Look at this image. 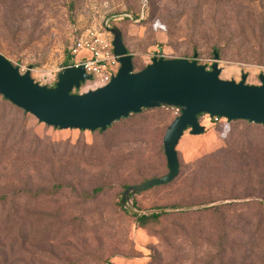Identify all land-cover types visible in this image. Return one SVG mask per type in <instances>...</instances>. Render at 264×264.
<instances>
[{
	"label": "rangeland",
	"instance_id": "rangeland-1",
	"mask_svg": "<svg viewBox=\"0 0 264 264\" xmlns=\"http://www.w3.org/2000/svg\"><path fill=\"white\" fill-rule=\"evenodd\" d=\"M247 27L264 30V0H0V53L50 88L92 28L112 39L109 29L119 28L135 71L155 57L212 69L220 49L221 79L246 74L259 85L264 37L242 36ZM96 85L95 77L73 93ZM4 106L0 195L31 202L30 192L44 193L0 208V264H264V127L200 115L205 133L188 129L176 147L179 176L123 203L129 186L168 173L163 140L173 109L145 110L101 132L62 130ZM153 213L162 215L141 227L136 214Z\"/></svg>",
	"mask_w": 264,
	"mask_h": 264
},
{
	"label": "water",
	"instance_id": "water-1",
	"mask_svg": "<svg viewBox=\"0 0 264 264\" xmlns=\"http://www.w3.org/2000/svg\"><path fill=\"white\" fill-rule=\"evenodd\" d=\"M109 31L120 68L107 85L82 94L73 93L92 79L81 65L66 67L59 73L56 86L50 88L36 82L30 71L21 73L0 53V95L40 122L62 130L104 131L143 109L181 108V115L169 126L163 140L168 173L129 186L123 195L124 203L131 194L168 184L179 176L181 165L176 147L188 129L192 135L205 133L200 115L264 125V74L259 76V85L247 84L246 74L239 82L221 79L217 53L212 69L196 60L155 57L145 68L135 71L122 31Z\"/></svg>",
	"mask_w": 264,
	"mask_h": 264
},
{
	"label": "built area",
	"instance_id": "built-area-1",
	"mask_svg": "<svg viewBox=\"0 0 264 264\" xmlns=\"http://www.w3.org/2000/svg\"><path fill=\"white\" fill-rule=\"evenodd\" d=\"M70 54L73 61L69 66L83 65L92 79L96 77L101 83L99 86L96 85L97 88L107 85L120 68L118 57L114 53L113 39L109 33L97 28L80 34L70 48ZM170 108L173 109L175 116L181 115V108ZM221 119L223 118L214 117L212 120L219 121Z\"/></svg>",
	"mask_w": 264,
	"mask_h": 264
},
{
	"label": "trees",
	"instance_id": "trees-1",
	"mask_svg": "<svg viewBox=\"0 0 264 264\" xmlns=\"http://www.w3.org/2000/svg\"><path fill=\"white\" fill-rule=\"evenodd\" d=\"M71 9H72V7H71ZM246 30H248L247 33H249V35H251L252 37L261 38V39L264 37V30H262L261 32L259 31V33H258V31L255 30L252 27L241 28V31L244 33L242 36L248 35V34H246ZM220 51H221L220 49H216L215 52H214V54L217 53L219 55ZM69 65L70 64H66V67L69 66ZM7 102H10V101L6 100L5 98L3 100H1L0 101V109L1 108H5L4 105ZM145 110H150V109H143L140 113L144 112ZM140 113H138V114H140ZM132 115H137V114H132ZM132 115H130V116H132ZM123 119H125V118H123ZM232 122H234V123H237V122H247L248 124H255V126H262V127H264V125L252 123V122H249L247 120H235V121H232ZM96 131L103 132V130H96ZM243 136H245V137L246 136H250V134H243ZM262 138L264 139V136ZM260 143H261V141H259L258 144H253V145L259 146ZM252 147H253L252 144H250V142H249V146L247 147V149H250ZM54 189L57 191L58 189H61V186L60 187H55ZM99 191H100L99 189H96V190L93 191V193L95 194V193H98ZM42 193H44V192H42V191H37L35 193L30 192V195L33 198L31 202L26 201L25 198H22V197H15V198L10 199V196L9 195H0V208H21V207L28 206L31 203H35L34 201H37L39 195H41ZM235 198L236 197H233V199H235ZM209 208H222V207H221V205H216V206H211ZM161 215L162 214H159V213H153L151 215H137L136 214L137 221L139 222L140 226L143 227V228H146L147 226H149V224L151 222L158 221L159 218L161 217Z\"/></svg>",
	"mask_w": 264,
	"mask_h": 264
}]
</instances>
